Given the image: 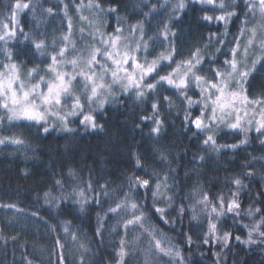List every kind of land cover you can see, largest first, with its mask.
I'll return each instance as SVG.
<instances>
[{
    "label": "trees",
    "instance_id": "trees-1",
    "mask_svg": "<svg viewBox=\"0 0 264 264\" xmlns=\"http://www.w3.org/2000/svg\"><path fill=\"white\" fill-rule=\"evenodd\" d=\"M81 1L90 2L23 0L30 8L19 15V21L28 38L18 33L15 40L9 42L6 49L12 60L30 69H42L40 67L47 65L50 60L48 46L52 43L49 35L65 33L67 22L75 20L73 10ZM91 2L102 9L101 22L106 33H113L118 22L123 26V34H128L133 26L138 32L142 27L144 40L149 41L152 53L148 59L174 49V58L180 62L199 49L204 57L201 74L208 76L211 75L210 61L213 58L222 61L223 53L230 47L222 48L220 39L232 40L245 11L241 0H236L229 10L239 15L240 20L235 15L229 19L225 36L223 22L203 19L205 15L222 14L218 7L220 0H217L215 12L209 10L211 6L193 0H184L183 9L176 7L179 0ZM224 2L227 4L229 0ZM14 3L15 0H0V21L11 14L6 6ZM110 9L115 11L110 12ZM165 27L167 39L163 35ZM40 40L46 47L44 51L40 49L43 53L33 43ZM246 87L250 96L264 94L261 64L256 65ZM113 95L109 103L93 112L96 128L81 124L80 116L69 122L70 131L65 132L56 127L45 133L41 125L32 123L23 127L5 124L0 135H15L25 143L22 146L0 145V264H116L121 239L126 242L124 264H145L150 243L147 233L136 230L125 235L123 228L117 227V220L105 218L104 212L113 200L128 191L129 177H151L150 186H154L157 176L163 179L165 174L173 203L168 206L160 201L156 206L165 208L170 222L164 223L152 210H146L145 215L151 226L167 237L164 246L172 247L173 255H157L150 264H264V242L244 243L253 225L264 216V136L258 137L251 131L246 144L235 150L215 152L203 145L204 134L194 135V130L185 123L186 104L167 85L158 86L143 99L131 92L124 94L117 86H114ZM165 96L169 101L164 100ZM154 102L159 105L156 112L151 108ZM198 111V108L193 109V114ZM144 115L150 119L142 120ZM151 117L161 121L158 133L152 131L156 125ZM243 138V134L227 129L217 133L218 142L222 144H239ZM137 159L140 167H137ZM70 172L74 175L70 176ZM233 178L242 181L237 197L241 205L240 217L234 219L225 207V215L214 222L217 223V237L222 238L228 232L231 234L229 242L227 245L222 240L205 244L207 217L201 211L203 205L196 204V200L207 193L213 202L219 195L227 202L236 190ZM56 180L63 181L62 188L56 186ZM89 183L93 192H87ZM101 185L110 195L100 197L99 206L93 199L84 204L81 211L79 204L60 200L74 188L85 189L86 195L95 198L96 193L101 192ZM45 193H50L48 200ZM136 196L146 208L152 204L151 193L146 195L141 189ZM181 205L184 206L182 214ZM193 208L196 219H193ZM256 208L261 213L249 217L247 212ZM65 224L68 225L67 234ZM98 227L101 235H97ZM236 236L240 237L239 241ZM253 238L264 239L256 232Z\"/></svg>",
    "mask_w": 264,
    "mask_h": 264
},
{
    "label": "snow or ice",
    "instance_id": "snow-or-ice-1",
    "mask_svg": "<svg viewBox=\"0 0 264 264\" xmlns=\"http://www.w3.org/2000/svg\"><path fill=\"white\" fill-rule=\"evenodd\" d=\"M201 5L211 6L210 11L215 12L217 0H193ZM236 0H229L226 4L220 0L218 7L222 11L221 15H205L206 21L216 20L225 24V33L228 35L227 24L232 16H240L234 11L229 10ZM245 5L244 18L240 20V27L232 40L225 41L220 39L222 48L230 45L228 50L223 53L224 59L218 61L213 58L210 61L211 75H202L204 57L200 50L196 49L186 60L177 62L175 60L174 49L170 52H161L151 61L147 59L152 55L149 51V41L144 40V30L139 28L141 33L140 41L135 46L124 43L126 39L123 34V26L120 22L113 33L108 34L97 28L90 31L85 36L84 28L80 29L81 41L89 39L91 43L84 48H80L72 39V24L69 21L68 34L64 35L62 46L54 49L55 54L50 56V62L43 74L37 69H32L28 73V81L21 78L20 69L15 63H0V132H3L5 124L8 126H27L28 123L41 125L43 131H50L49 121L59 120L64 130L70 131L67 127L68 117H81L80 123L85 126L96 128L95 118L92 113V105L103 108L106 97L118 85L124 94L134 93L138 99H143L146 95L155 92L160 85H167L175 90L179 97L186 104L185 123L194 130V135H203V145L212 151L235 150L242 144H246L247 134L253 130L259 136H264V94L259 97L250 96L248 92L249 77L255 71L257 64L264 67V0H241ZM11 15L0 21V42L7 47L9 42L14 41L17 34L24 33L18 17L25 10L30 8L29 3L23 0H15L14 4L6 6ZM35 5H33V8ZM88 7H95L102 11L99 4L90 3ZM178 9L185 7L184 0H179L176 5ZM77 7V11H79ZM51 12V9H48ZM115 11V9H110ZM82 21L87 20L86 16H81ZM254 21L253 27L247 25ZM102 27V25H101ZM130 34L136 31V27L130 28ZM247 33V36H246ZM164 38L168 37V29H164ZM244 39V43L241 41ZM37 50L44 48V41H33ZM220 49H218V52ZM251 66L247 64L249 57ZM174 65V66H173ZM164 72V74H161ZM191 93V95L189 94ZM198 97L193 99V97ZM169 101V97H164ZM159 105L154 102L151 104L153 112H156ZM199 111L193 114V109ZM66 109V110H65ZM87 109V111H85ZM251 112V116H250ZM259 117L258 119L256 117ZM142 120L150 119L147 115L141 117ZM156 127L153 132H159L161 121L151 117ZM54 126V125H53ZM221 129H227L234 134H243L239 144H222L218 142L217 133ZM23 138L15 135H0V145H24ZM264 143V141H262ZM164 159V157H162ZM137 167H140V160L137 159ZM70 176L74 175L69 173ZM251 175V173H249ZM151 177L145 179L140 176L129 177L127 182V192H123L104 212L105 218L117 220V227H122L124 234L129 231L140 230L147 233L150 238L149 252L145 254V264H150L151 260L156 259L157 255L172 256V247H165L167 237L163 236L158 229L151 226L146 210H152L155 215L164 223H169L165 214L164 207L156 206L160 201H164L170 206L173 197L168 195L171 191L168 185L167 174L163 179L157 176L154 186H150ZM56 186L63 187L62 180H56ZM232 183L236 190L231 193L232 198L225 201L223 195L215 198V202L209 199L207 193H203L202 199L196 200V204L203 205L201 211L207 217V230L204 233V243L220 242L227 245L231 234L225 232L223 237H217V223L214 222L227 214H232L234 219L240 217V203L237 199L242 187L240 178H233ZM101 192L96 193L92 198L86 195L85 189L76 190L75 188L66 197L61 196L62 202H74L81 206L83 211L84 204L94 199L99 206L100 197H108L109 190L101 185ZM141 189L145 193H151L152 204L147 206L139 202L136 193ZM91 183L87 186V192H93ZM195 194V190L194 193ZM50 193H45L48 200ZM210 209V211H208ZM180 213L184 212V206L179 208ZM261 210L256 208L247 212L249 217L260 214ZM214 214V215H213ZM35 215V213H34ZM195 209L193 208V219H196ZM103 226V219L100 221ZM147 225V227H145ZM264 216L259 218L252 230L248 232V239L244 243L255 244L264 242L253 238V232L258 233L264 238ZM247 227V225H244ZM65 233H68V225H64ZM115 230V229H113ZM97 235H101L100 228H97ZM75 239V234H72ZM190 239V238H189ZM237 241L240 240L236 236ZM59 243V240L57 241ZM170 244V242H168ZM126 242L121 239L119 251L116 253V264H124V257L127 255ZM179 256V253H175Z\"/></svg>",
    "mask_w": 264,
    "mask_h": 264
},
{
    "label": "rangeland",
    "instance_id": "rangeland-1",
    "mask_svg": "<svg viewBox=\"0 0 264 264\" xmlns=\"http://www.w3.org/2000/svg\"><path fill=\"white\" fill-rule=\"evenodd\" d=\"M89 3L90 2H83V1H81V2H79V4L75 7V10H73V12H75V16H74V18H75V20L73 21V18L71 19V24H72V33H73V35H72V39H73V41L77 44V46L78 47H80V48H84L86 45H89L90 43H91V41H90V38L89 39H85V40H83V41H81V33H80V29L81 28H84V31H85V36H87V34L90 32V31H95L97 28H99V30L100 31H102V32H105V29H104V27H103V22H101V20H102V17H103V15L101 14L102 13V11L101 10H99V9H96L95 7H92L91 9L88 7V5H89ZM93 5H95V3H93V2H91ZM77 7H79V11H77ZM11 15V14H10ZM9 15V16H10ZM86 16L88 19L87 20H84V21H82L81 19H80V17L81 16ZM9 16H7V17H9ZM5 19V18H4ZM3 19V20H4ZM18 19H19V17H18ZM2 20V21H3ZM70 21V20H69ZM67 24H69V22H67ZM254 24H255V22L254 21H250V23L247 25V27H249V28H251V27H253L254 26ZM73 25H75V27L73 26ZM101 25H102V27H101ZM128 32V31H127ZM106 33V32H105ZM68 34V28H67V30L65 31V33L64 34H62L61 36L60 35H58L57 33H53V34H50L49 35V39H50V42H52V43H49V46H48V49H49V54H50V56L51 55H53V54H55V52H54V49H57L58 50V48L60 47V46H62V40H61V38L64 36V35H67ZM56 35H58L57 37H54V36H56ZM246 36H247V33H246ZM124 37L126 38L125 40H124V43H127V44H129V45H131V46H135V44H136V42L138 41V39L140 38V32H138L137 31V29H136V31L135 32H133V33H131L130 34V31L128 32V34H126L125 32H124ZM241 43L243 44L244 43V39H242V41H241ZM45 45V44H44ZM2 46H3V44H2V42H0V63H6V62H9V51L6 49V47L3 49L2 48ZM8 47V46H7ZM45 46H44V48L42 49L43 51L45 50ZM43 51H39V52H42L43 53ZM252 58L253 57H249L248 58V60H247V64L249 65V67L251 66V60H252ZM50 59V58H49ZM148 59V58H147ZM149 61H151L152 59H148ZM11 63H15L17 66H18V68L20 69V73H21V78L22 79H24L26 82L28 81V73H29V71L30 70H32V69H30V68H25V67H23V65H21L20 63H18V62H15V61H13L12 60V57H11V61H10ZM50 62V60H48V63ZM48 63H47V65H45L44 67H40V68H42V69H37L38 70V72L39 73H41V74H43L44 72H45V70L47 69V67H48ZM117 87H119L118 85H116ZM120 88V87H119ZM121 89V88H120ZM122 90V89H121ZM123 91V90H122ZM114 88H113V90L110 92V94H108L107 95V97H106V101H105V104L104 105H106L107 103H109L113 98H114ZM92 107V115H93V112L95 111V110H97V109H101V108H98V107H96L95 105H92L91 106ZM66 110V109H65ZM85 111H87V109H85ZM77 116H79V115H77ZM77 116H75V117H77ZM250 116H251V112H250ZM75 117H68V123H67V127H68V129H70L69 127V122L73 119V118H75ZM257 119L259 118L258 116L256 117ZM54 125V126H53ZM90 126V125H89ZM49 127H50V129H54V128H56V129H60V131H63V132H65L66 130H64V126H63V124L59 121V120H55V119H52V120H50L49 121ZM252 131H254L255 132V130H254V128H253V130ZM251 132V131H250ZM249 132V133H250ZM248 133V134H249ZM247 134V135H248Z\"/></svg>",
    "mask_w": 264,
    "mask_h": 264
}]
</instances>
